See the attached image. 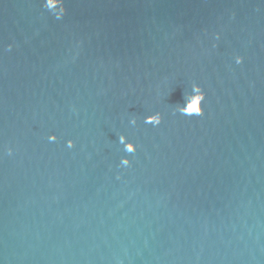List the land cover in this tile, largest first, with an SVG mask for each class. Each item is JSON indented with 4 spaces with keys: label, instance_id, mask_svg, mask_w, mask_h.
<instances>
[{
    "label": "water",
    "instance_id": "95a60500",
    "mask_svg": "<svg viewBox=\"0 0 264 264\" xmlns=\"http://www.w3.org/2000/svg\"><path fill=\"white\" fill-rule=\"evenodd\" d=\"M64 5L0 0V264H264V0Z\"/></svg>",
    "mask_w": 264,
    "mask_h": 264
},
{
    "label": "clouds",
    "instance_id": "9594fccd",
    "mask_svg": "<svg viewBox=\"0 0 264 264\" xmlns=\"http://www.w3.org/2000/svg\"><path fill=\"white\" fill-rule=\"evenodd\" d=\"M44 7L50 11H54L56 16L59 18L63 16L66 11L64 0H44ZM242 57H236V62L241 63ZM192 90L194 95L191 97H186L184 99L183 105L177 104L176 110L184 115H202L203 114V101L205 100V93L201 87L197 84L192 85ZM161 121V115L159 113L148 115L145 118V123L159 124ZM131 124H136V118L133 117L130 121ZM50 141H55L56 136L51 135L48 138ZM119 142L124 145V150L127 153H134L136 146L132 142H126V137L124 135L119 136ZM68 147L73 146V141L69 140L67 142ZM9 154H11V149H9ZM130 164V160L125 157L121 160L122 166H127Z\"/></svg>",
    "mask_w": 264,
    "mask_h": 264
}]
</instances>
